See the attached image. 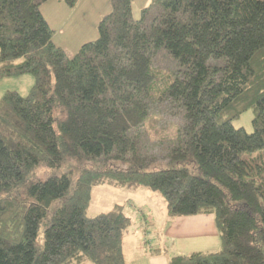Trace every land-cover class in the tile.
Listing matches in <instances>:
<instances>
[{
	"label": "trees",
	"instance_id": "obj_1",
	"mask_svg": "<svg viewBox=\"0 0 264 264\" xmlns=\"http://www.w3.org/2000/svg\"><path fill=\"white\" fill-rule=\"evenodd\" d=\"M47 1L0 0V79L34 78L0 98V264H125L131 219L121 204L88 213L99 185L158 193L171 219L213 215L220 247L167 264H264V0H158L149 22L110 0L72 56ZM163 102L180 124L156 155L144 132L165 138L145 120ZM246 112L251 131L234 125Z\"/></svg>",
	"mask_w": 264,
	"mask_h": 264
},
{
	"label": "rangeland",
	"instance_id": "obj_2",
	"mask_svg": "<svg viewBox=\"0 0 264 264\" xmlns=\"http://www.w3.org/2000/svg\"><path fill=\"white\" fill-rule=\"evenodd\" d=\"M110 6V0H79L73 8L67 7L57 0L54 2L49 0L42 5L41 11L54 31L52 41L64 48L66 52L74 53L82 44L97 37V23L100 17L110 10ZM160 13L161 6L158 4V0H131V19L134 21L144 16L146 22H149L158 17ZM153 64L163 71H170L175 68V61L162 50H158L155 54ZM33 84L34 78L30 74L1 78L0 98L8 91H14L25 96ZM163 88V86H158L155 89V95L158 96ZM166 106V102L160 103L155 107L156 112L160 114L150 111L145 120V124L153 121L152 124L155 125L153 132H157L158 135L161 134L165 138L164 144L159 142L153 144L152 141H149L150 139L145 137L148 131L144 132L147 149L156 155L164 151L167 147L166 143L170 144L174 140V134L178 124H180L178 117L168 116L169 114L165 110ZM250 118V112L242 114L234 123L235 127H244V129L251 131ZM154 133L149 134L151 140H153ZM167 163L160 156L153 161L152 169L166 168L168 167ZM40 167L46 175L45 167L43 165ZM114 204L123 205L125 214L131 219V225L124 235V253L127 259L142 255L143 252H149L152 247L166 248L170 251L169 254L174 253L170 241H164L165 244L161 245L162 241L159 238L165 229L167 218L165 201L158 193L149 192L145 188L127 189L107 185L95 186L92 189L88 213L94 215L106 211ZM183 252H188V250Z\"/></svg>",
	"mask_w": 264,
	"mask_h": 264
},
{
	"label": "crops",
	"instance_id": "obj_3",
	"mask_svg": "<svg viewBox=\"0 0 264 264\" xmlns=\"http://www.w3.org/2000/svg\"><path fill=\"white\" fill-rule=\"evenodd\" d=\"M51 1L54 2V0ZM67 54L69 56L73 55L71 52H67ZM166 218L165 229L159 238L162 241L161 245L165 244L164 241H170V245L173 247L172 251H174L173 254L184 253L185 250H188V252L215 251L220 247L219 234L213 215H195L171 219L166 214ZM124 240L125 237L123 238V253ZM143 253L132 259H127L124 253L125 264H167V255L170 251L166 248L152 247L149 252Z\"/></svg>",
	"mask_w": 264,
	"mask_h": 264
}]
</instances>
